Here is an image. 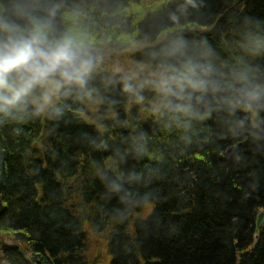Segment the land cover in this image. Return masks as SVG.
I'll return each instance as SVG.
<instances>
[{
	"label": "trees",
	"instance_id": "16d2710c",
	"mask_svg": "<svg viewBox=\"0 0 264 264\" xmlns=\"http://www.w3.org/2000/svg\"><path fill=\"white\" fill-rule=\"evenodd\" d=\"M33 21L103 52L0 100V264H264V0H0Z\"/></svg>",
	"mask_w": 264,
	"mask_h": 264
},
{
	"label": "clouds",
	"instance_id": "9594fccd",
	"mask_svg": "<svg viewBox=\"0 0 264 264\" xmlns=\"http://www.w3.org/2000/svg\"><path fill=\"white\" fill-rule=\"evenodd\" d=\"M0 30L10 33L6 41L0 43V90L13 91L10 98L0 96V100L9 104L27 94L33 85L47 80L58 71L62 77L71 79V70L77 61L80 62V69L86 70L90 66L91 61L82 58L80 45L72 36L65 35L50 42L47 32L38 22L33 21V27L27 35H16L18 26L8 23H0ZM189 72L191 75L186 81L188 86L193 90L204 87L205 82L196 78L195 67L190 68ZM13 73L25 74L18 88H13L10 83L9 78Z\"/></svg>",
	"mask_w": 264,
	"mask_h": 264
},
{
	"label": "water",
	"instance_id": "95a60500",
	"mask_svg": "<svg viewBox=\"0 0 264 264\" xmlns=\"http://www.w3.org/2000/svg\"><path fill=\"white\" fill-rule=\"evenodd\" d=\"M79 51L81 53L82 58L90 60L91 63H90V66L86 70H84V69H80V62L77 61L75 68H73L71 70V75H72L71 79L93 70L96 67L97 62H98V60H99V58H100V56L102 55V52H103L99 48H81V47L79 48ZM77 69H80V70H77ZM24 75L25 74H23V73H21V74H17V73L11 74V76L9 78L10 83H22L23 81H22L21 77L24 76ZM71 79L62 77L59 74V71L57 73H54V74L50 75L47 78V80H55L59 84H64L65 82H67V81H69ZM47 80H45V81H47ZM42 82H44V81H42ZM263 220H264V211H261L257 215L256 221H255V240L258 237V232H259V230L262 227Z\"/></svg>",
	"mask_w": 264,
	"mask_h": 264
},
{
	"label": "rangeland",
	"instance_id": "374dc122",
	"mask_svg": "<svg viewBox=\"0 0 264 264\" xmlns=\"http://www.w3.org/2000/svg\"><path fill=\"white\" fill-rule=\"evenodd\" d=\"M162 37L163 36H161L160 39ZM122 54H127V53H122ZM115 66H118L117 68H119V66L123 67V65H115ZM113 68H114V66H113ZM50 86H54V84L51 83ZM149 209H147V210H149ZM101 248H102V243L96 237L91 236L90 237V243H89V254L94 255L97 251L101 250Z\"/></svg>",
	"mask_w": 264,
	"mask_h": 264
},
{
	"label": "bare ground",
	"instance_id": "6f19581e",
	"mask_svg": "<svg viewBox=\"0 0 264 264\" xmlns=\"http://www.w3.org/2000/svg\"><path fill=\"white\" fill-rule=\"evenodd\" d=\"M75 78H76V77H75ZM69 81H70V80H69ZM67 82H68V81H67ZM65 83H66V82H65ZM65 83H64V84H65Z\"/></svg>",
	"mask_w": 264,
	"mask_h": 264
}]
</instances>
